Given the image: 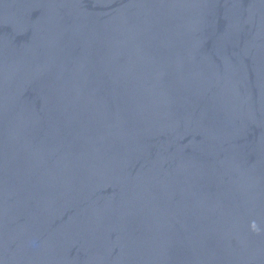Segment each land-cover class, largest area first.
I'll return each instance as SVG.
<instances>
[{"label":"water","instance_id":"1","mask_svg":"<svg viewBox=\"0 0 264 264\" xmlns=\"http://www.w3.org/2000/svg\"><path fill=\"white\" fill-rule=\"evenodd\" d=\"M0 264H264V0H0Z\"/></svg>","mask_w":264,"mask_h":264}]
</instances>
